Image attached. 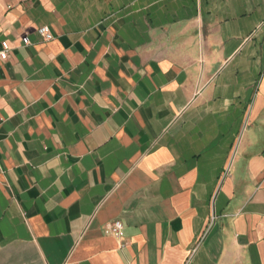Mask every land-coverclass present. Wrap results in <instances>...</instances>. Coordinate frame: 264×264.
Listing matches in <instances>:
<instances>
[{"label": "crops", "instance_id": "crops-1", "mask_svg": "<svg viewBox=\"0 0 264 264\" xmlns=\"http://www.w3.org/2000/svg\"><path fill=\"white\" fill-rule=\"evenodd\" d=\"M2 40L0 264H264V0H0Z\"/></svg>", "mask_w": 264, "mask_h": 264}, {"label": "built area", "instance_id": "built-area-1", "mask_svg": "<svg viewBox=\"0 0 264 264\" xmlns=\"http://www.w3.org/2000/svg\"><path fill=\"white\" fill-rule=\"evenodd\" d=\"M37 33L42 37L43 40L47 41L52 39L53 34L49 27L46 25H40L37 27ZM21 43L26 44L29 42L27 35H24L20 39ZM2 48L0 49V58L3 59L6 57L8 44L5 40L0 42ZM214 215L211 217L213 220ZM122 227L123 223L117 218L109 219L104 223V228L110 232L116 239H118L119 244L122 245L126 242L125 238L122 236Z\"/></svg>", "mask_w": 264, "mask_h": 264}]
</instances>
